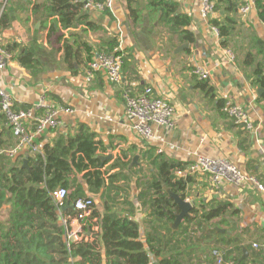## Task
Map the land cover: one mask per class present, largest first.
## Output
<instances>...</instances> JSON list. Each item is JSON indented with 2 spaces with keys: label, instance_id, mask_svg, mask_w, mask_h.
<instances>
[{
  "label": "crops",
  "instance_id": "crops-1",
  "mask_svg": "<svg viewBox=\"0 0 264 264\" xmlns=\"http://www.w3.org/2000/svg\"><path fill=\"white\" fill-rule=\"evenodd\" d=\"M165 1L174 4L177 13L187 18V26L172 30L158 15H148L146 0H129L132 6L139 5L142 9L141 21L135 23L128 12V0H114L113 6L105 10L82 6L80 15L84 18L81 21L67 28L54 24L53 30L49 27L50 22L44 27L42 20L46 9L33 6V3L43 4L46 0H0V15H6L0 26V45L12 48L9 62L0 68V88L9 94L17 107L35 109L36 115L45 111L36 108L42 96L50 107L71 108V112H59L56 128L35 138L39 148L60 132L74 134L77 126L83 124L93 139L103 146L97 156L105 163L104 167L117 158L129 161L128 167L136 172L127 170L131 179L127 186L129 194L125 195L126 187L121 192L114 191L119 198L112 201L111 188L103 184L93 203L99 213L103 212V203L107 202L109 212L124 214L128 212V206L124 207L121 200L126 197L134 207L141 238L148 227L145 217L148 210L141 207L137 199L141 188L137 183L150 177L154 170L150 160L154 157L172 159L186 166L201 155L226 158L264 185V111L261 102L264 90L260 94L257 92L258 88L264 87L252 83V67L243 64L247 52L254 61L261 60L264 54V49L258 52L260 47L254 44L260 40L264 46V22L259 19L255 5L246 14L237 12L235 28L223 45V38L213 31L209 19L201 15L198 0ZM220 14H224L223 10ZM87 22H92L94 28L87 26ZM182 30L192 33L193 40H183ZM73 33L82 36L93 56L110 47V41L120 44L127 56L120 84H111L102 71L94 72L91 80L86 81L83 58L78 64L73 61L74 71L67 67L63 44L66 38L71 43ZM25 48L39 61L35 73L20 66L16 60L17 53ZM228 52L233 56L231 60ZM196 68L205 71L207 77L200 78L194 72ZM146 86L151 88L153 95L167 99L174 107L171 124H153L149 139L133 130L121 94L123 87L137 92ZM225 99L245 109L253 129L234 123L221 110ZM0 129H3L2 137L12 144L5 150L6 156L13 162L19 159L23 163L33 151L25 146L10 156L7 151L14 147L17 139L7 122H3ZM188 176L186 196L194 204L197 214L190 212V218L181 220L182 237L189 236L181 249L188 253L184 258L192 264H217L213 250L223 258V252L234 246L231 255L237 257L239 264H264V193L252 184L223 183L216 189L207 174ZM77 177L86 192L84 180L81 175ZM223 202L228 206L218 217L209 221L202 217ZM70 227L80 229L76 219L71 220ZM221 239H231L234 244L224 245ZM150 261L155 264L157 257L150 254Z\"/></svg>",
  "mask_w": 264,
  "mask_h": 264
},
{
  "label": "trees",
  "instance_id": "trees-1",
  "mask_svg": "<svg viewBox=\"0 0 264 264\" xmlns=\"http://www.w3.org/2000/svg\"><path fill=\"white\" fill-rule=\"evenodd\" d=\"M146 1L148 15H158L172 30L188 25L187 18L177 13L174 4L165 0ZM212 1L214 15L209 18L208 23L217 28L224 45L235 28V16L241 0ZM83 3V0H46L43 4L33 3V6L35 9H46L42 20L45 22L44 27L50 22L49 27L54 30V24L59 23L61 28H67L81 21L84 18L80 15ZM127 7L131 20L140 22L142 9L139 5L132 6L128 0ZM255 9L259 19L264 22V0H256ZM221 10L224 14H220ZM5 17L3 13L0 15V26ZM87 26L94 28L92 22H87ZM181 32L184 34L183 40H193L192 33L187 30ZM70 40L71 43L68 38L64 39L63 44L67 67L74 71L73 61L78 64L83 58L84 67L87 68L93 56L91 47L78 33L71 34ZM108 44V48H111L117 42L113 40ZM254 44L260 47L258 52L264 49L260 40H256ZM5 48L9 52L12 50L8 45ZM126 59L127 56L123 53L124 63ZM16 60L31 73L38 71L39 61L29 49L20 50ZM243 64L252 67V83L264 87V54L261 60L254 61L251 53L247 52L243 56ZM261 102L264 111V93L261 95ZM26 108L28 107H17L14 104L15 110ZM3 122L6 123V118L0 111V126ZM2 130L0 264H151L150 254L157 257L155 264H192L184 258L188 255L186 250L181 251L189 238L182 237L183 221L176 230L170 228L169 224L175 219L178 209L166 192V188H169L183 196L186 195L190 176L177 177L173 173L176 169H184L185 163L159 157L150 160L154 170L149 178L137 183L141 187L137 199L141 207L148 210L145 216L148 218V227L145 229L144 238H141L139 224L134 218V207L126 197H123L121 202L124 207L128 206L127 213L109 212L107 202L103 203L101 213L94 208L93 198L100 193L104 185L111 188L112 201L119 198L114 191L126 187L125 195L129 194L127 186L131 179L127 170L131 171L132 167H128L129 161L120 158L104 167L105 163L97 156L103 146L100 141L93 139L85 125L79 124L74 134L60 132L53 140L44 143L39 151L29 153L26 156V166H23L19 159L13 162L6 156L5 150L12 144L8 138L2 137ZM78 175H81L85 182L86 192L78 181ZM60 187L67 189L64 204H73L77 199H91V213L79 217L74 208L57 206L53 192ZM227 206L226 202L218 203L202 217L209 221L223 213ZM190 212L196 216L197 209L194 207ZM72 219L77 220L80 231L77 239L68 242L66 232L71 229ZM93 227L97 229L93 230ZM88 233L90 235L87 236ZM220 241L227 246L234 244L231 239ZM232 248L234 249V246ZM233 249L223 252L224 257L220 264H228L231 261L233 264H239L237 257L231 255Z\"/></svg>",
  "mask_w": 264,
  "mask_h": 264
},
{
  "label": "built area",
  "instance_id": "built-area-1",
  "mask_svg": "<svg viewBox=\"0 0 264 264\" xmlns=\"http://www.w3.org/2000/svg\"><path fill=\"white\" fill-rule=\"evenodd\" d=\"M114 0H84V9L105 10L113 6ZM256 0H241L239 12L246 14L255 5ZM200 5V13L203 17L209 19L213 15L212 0H198ZM213 31L218 35L216 27L211 26ZM230 60L232 54L228 52ZM11 57L10 52L0 45V68L7 65ZM123 50L120 44H116L111 48L98 52L91 58L85 70V80L90 81L93 73L96 71L104 72L107 80L111 84H120L122 82V66H123ZM194 72L200 78H206L207 73L200 68H196ZM122 97L124 100L125 112L131 119L132 128L144 139L152 137L153 124L170 125L173 118L174 107L165 98L153 95L150 87L146 86L142 90L134 92L128 87H123ZM36 108H44L45 111L41 115L35 114V109H14V101L9 94L0 88V111L5 115L7 125L17 141L13 148L7 151L10 156L21 151L23 147L28 146L31 151H39V146L35 143V138L45 131L54 129L59 125L58 114L61 111L71 112V108L58 106L50 107L43 99L40 98ZM221 110L232 118L236 124H241L247 129H253V122L241 105L233 103L229 99H225ZM193 173L207 174L213 187L218 189L223 183H231L236 186L245 184L255 185L257 189L264 193V185L250 175L241 171L235 164L226 158H215L209 156H197L195 160L190 162L184 169H177L175 175L177 177H185ZM67 194L66 188H57L53 192V198L57 206H63L64 199ZM73 208L79 213V217L87 216L91 213V199H77L73 203ZM78 230L69 229L66 232V240L68 242L78 238ZM255 246V244H254ZM217 264L223 260L221 254L213 250Z\"/></svg>",
  "mask_w": 264,
  "mask_h": 264
},
{
  "label": "water",
  "instance_id": "water-1",
  "mask_svg": "<svg viewBox=\"0 0 264 264\" xmlns=\"http://www.w3.org/2000/svg\"><path fill=\"white\" fill-rule=\"evenodd\" d=\"M76 1H80V0H76ZM263 90L264 89L260 87L258 88L257 92L260 94ZM135 159L136 157H134V160ZM26 162H27V159L24 158L22 165L26 166ZM166 192L178 209V212L175 214V219L169 224L172 230H176L179 226V223L181 222L183 218L191 217L190 211L191 209L194 208V204L187 198L186 195L183 196L179 192L171 191L169 188H166ZM67 207L73 208V205L65 204L64 208H67Z\"/></svg>",
  "mask_w": 264,
  "mask_h": 264
}]
</instances>
